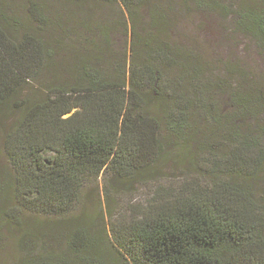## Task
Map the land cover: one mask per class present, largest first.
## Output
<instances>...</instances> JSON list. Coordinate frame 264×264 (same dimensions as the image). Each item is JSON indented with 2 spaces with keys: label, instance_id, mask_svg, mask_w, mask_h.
I'll list each match as a JSON object with an SVG mask.
<instances>
[{
  "label": "trees",
  "instance_id": "1",
  "mask_svg": "<svg viewBox=\"0 0 264 264\" xmlns=\"http://www.w3.org/2000/svg\"><path fill=\"white\" fill-rule=\"evenodd\" d=\"M154 1L0 0V129L8 166L0 173V204L12 205L0 215L16 221L23 211L66 214L85 183L103 171L142 178L161 171L156 165L170 152L182 168L179 185L140 216L113 225L110 240L80 227L61 254L22 256L14 264H264V197L255 191L264 145L241 136L235 119L232 128L223 122L200 61L155 31ZM90 3L118 6L128 17L127 80L103 25L84 41L73 80L59 78L60 53L73 46L65 42L62 19L68 24ZM145 7L151 29L141 37L135 24ZM238 17L241 32L264 53V9L248 5ZM168 71L175 76L166 79ZM249 78L229 93L236 113L264 104ZM206 148L200 157L197 150ZM192 174H207L211 182L202 186L189 180Z\"/></svg>",
  "mask_w": 264,
  "mask_h": 264
},
{
  "label": "rangeland",
  "instance_id": "2",
  "mask_svg": "<svg viewBox=\"0 0 264 264\" xmlns=\"http://www.w3.org/2000/svg\"><path fill=\"white\" fill-rule=\"evenodd\" d=\"M154 2L159 5V27L155 31H163L164 41L186 53H193L195 59L200 61L206 72L205 79L210 78V91L207 94L223 122L232 128V119H235L236 131L241 136L249 133L264 145V104L254 113H236L229 98L235 82L245 81L247 76L252 77L253 80L249 78L248 81L257 83V89L264 95V53L258 42L241 32L244 30L238 25V11L242 13L248 5L258 11L263 10L264 0H214L213 5L198 0ZM74 16V19L70 17L68 24L65 17L62 19L64 28L69 29L64 36L65 42H73V46L66 49L67 53H60V80H73V65L83 55L86 46L83 43L96 33L97 25L105 27L109 53L119 61V76L127 80V51L132 30L126 13L115 5L102 7L90 3ZM149 21V12L145 7L135 24L141 37L151 29ZM162 73L166 74V79L175 76L170 75L171 71ZM180 83L186 85V80L182 79ZM2 134L0 129V173L8 169L2 155ZM197 152L200 157H204L207 148L204 153ZM44 155L51 153L46 151ZM168 159L156 165L161 171L146 174L142 178L136 176L128 179L103 171L99 177L85 183L78 203L66 214L45 215L23 211L17 215L16 221L0 215V264H14L22 256L39 253L61 254L67 248L71 232L80 227L86 228L89 235L96 239L110 240L113 225L140 216L151 203L160 200L162 195L172 192L179 185L182 168L175 162L174 152H170ZM7 173L9 175V170ZM189 180H197L202 186L211 182L207 174H192ZM255 191L264 197V174L258 177ZM5 207H12L11 202L0 204V210ZM106 257L110 263L114 261L112 255Z\"/></svg>",
  "mask_w": 264,
  "mask_h": 264
}]
</instances>
